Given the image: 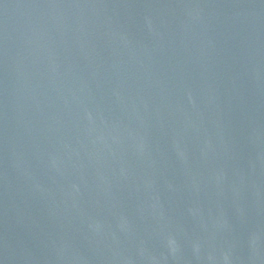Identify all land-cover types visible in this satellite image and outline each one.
<instances>
[{
  "label": "water",
  "instance_id": "obj_1",
  "mask_svg": "<svg viewBox=\"0 0 264 264\" xmlns=\"http://www.w3.org/2000/svg\"><path fill=\"white\" fill-rule=\"evenodd\" d=\"M0 264H264V0H0Z\"/></svg>",
  "mask_w": 264,
  "mask_h": 264
}]
</instances>
